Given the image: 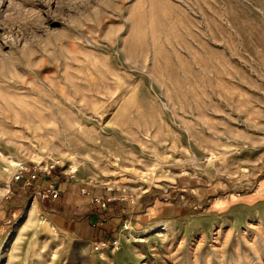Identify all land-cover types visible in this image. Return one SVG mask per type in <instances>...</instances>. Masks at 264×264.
Listing matches in <instances>:
<instances>
[{"label":"rangeland","instance_id":"rangeland-1","mask_svg":"<svg viewBox=\"0 0 264 264\" xmlns=\"http://www.w3.org/2000/svg\"><path fill=\"white\" fill-rule=\"evenodd\" d=\"M0 264H264V0H0Z\"/></svg>","mask_w":264,"mask_h":264},{"label":"built area","instance_id":"built-area-1","mask_svg":"<svg viewBox=\"0 0 264 264\" xmlns=\"http://www.w3.org/2000/svg\"><path fill=\"white\" fill-rule=\"evenodd\" d=\"M27 171V169H26ZM29 171V170H28ZM40 174V172L34 170H30V172H28L27 176H24V174L21 172L19 174H15L14 175V180L15 181H22L24 182L25 186H29L32 184V182L35 181V179L38 178V175ZM43 198H51L54 200H57L60 197V191L55 188L54 186H49V188L43 192ZM93 201L94 203H96L100 209L106 210L108 205L110 203H112L113 201H115V198L107 195L106 197L103 196H93Z\"/></svg>","mask_w":264,"mask_h":264},{"label":"crops","instance_id":"crops-1","mask_svg":"<svg viewBox=\"0 0 264 264\" xmlns=\"http://www.w3.org/2000/svg\"><path fill=\"white\" fill-rule=\"evenodd\" d=\"M90 199H91L90 201H91L92 204H96V203H94L92 198H90ZM115 204H118V203H115ZM117 219H118L117 215H113V216H111L108 219H105V218L102 219L101 217L97 216L93 226H95V227L98 226V229H100V227H101V229H100L101 230V235H104V237L107 238L109 236V237L113 238L115 236V231L116 230L113 229L112 226H110V225L114 226L115 225L114 223L117 222ZM96 220L98 222H96ZM104 223H106V224H104ZM69 227H71V225Z\"/></svg>","mask_w":264,"mask_h":264}]
</instances>
